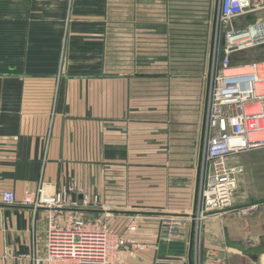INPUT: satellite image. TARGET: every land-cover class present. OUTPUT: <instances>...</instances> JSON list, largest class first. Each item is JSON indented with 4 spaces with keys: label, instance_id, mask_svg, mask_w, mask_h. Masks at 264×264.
Segmentation results:
<instances>
[{
    "label": "crops",
    "instance_id": "crops-1",
    "mask_svg": "<svg viewBox=\"0 0 264 264\" xmlns=\"http://www.w3.org/2000/svg\"><path fill=\"white\" fill-rule=\"evenodd\" d=\"M152 1L0 0V195L9 190L17 199L0 200V264L46 256L47 226L58 214L18 201L39 186L51 194L72 182L81 191L72 194L78 206L99 197L101 206L82 208L83 215L102 213L118 233L135 213L142 218L132 235L148 246L121 248L110 264H192L199 125L174 111L160 117L167 103H160L161 92L150 97L143 74L96 68L117 65L121 46L141 50L135 53L144 63L150 33L161 25L152 16H166L167 0ZM137 55L128 52L126 62ZM243 155L259 161L256 150ZM64 213L59 218L70 214ZM232 225L222 229L239 240ZM215 234L203 231V256L221 249Z\"/></svg>",
    "mask_w": 264,
    "mask_h": 264
},
{
    "label": "built area",
    "instance_id": "built-area-1",
    "mask_svg": "<svg viewBox=\"0 0 264 264\" xmlns=\"http://www.w3.org/2000/svg\"><path fill=\"white\" fill-rule=\"evenodd\" d=\"M263 11L264 0H217L214 32L225 34L229 44L221 59L211 61L205 98V145L199 169L201 176L195 214L192 216V246L197 251L194 264H224L217 250H211L205 258L202 257L199 238L202 220L209 213L224 212L230 206L237 176L243 170L242 165L233 162L234 159L243 153L264 148V60L232 65L229 58V54L238 47L253 46L255 41H259L242 35L247 33L250 26L264 24V19L257 18L247 26V30H240L233 26L234 20ZM78 192H81L80 188L72 182L51 194L39 186L35 191L25 192L19 199L18 202L24 206L43 207L58 214L50 218L47 226L46 256L36 259L35 264L42 261L46 264H110L123 242H128L130 252L146 248L132 235L137 227L134 222L126 227L122 236H116L101 218L87 219L79 215L82 208L75 207L95 205L97 198L84 197L82 206H78L72 197L73 193ZM0 200L3 204L17 202L13 191L9 190L1 193ZM64 212L70 214L59 218ZM169 231L166 232L167 236H171Z\"/></svg>",
    "mask_w": 264,
    "mask_h": 264
},
{
    "label": "rangeland",
    "instance_id": "rangeland-1",
    "mask_svg": "<svg viewBox=\"0 0 264 264\" xmlns=\"http://www.w3.org/2000/svg\"><path fill=\"white\" fill-rule=\"evenodd\" d=\"M155 2L157 0L153 3ZM208 2L211 6L209 10L206 8ZM215 5V0H167L166 16H152L151 22L161 23V25L156 27L157 31L150 33L152 38L149 50L145 49L144 63L142 62V55L135 53L141 50L121 46L118 48L120 62L117 65L113 63L96 65L98 70L101 69L102 72L107 74H143L145 76L143 80L145 87H150V97L153 98L161 92L160 103H167L168 109L166 112L159 113L160 117L169 116L174 111V113H177V116L179 115V118L183 119L184 123L190 122L191 124L195 118L194 121L198 123L200 130L196 133V136H198L197 143H194L192 146L194 151L197 152L199 179L201 176V170L199 169L205 145L203 118L211 61L215 58L221 59L225 55L224 49L229 44L225 34L218 35L214 32V17L210 15L209 11H215ZM212 8L214 9L212 10ZM156 13H158V10ZM257 18L264 19V11L256 15L251 13L238 17L234 20L233 26L240 30H247V26L254 23ZM243 40L244 38L237 39V41ZM234 48L237 49V46H234ZM128 52L130 56L137 55L141 57L140 60L137 59L135 63H127ZM229 58L232 65L264 60V42L244 48L238 47V50H234L229 54ZM256 153L259 155V161L257 162L252 159H246L243 154L234 159L233 162L242 165L243 170L237 176V184L232 193L230 206L224 212H211L202 220L199 236L200 242H202L201 236L205 229H207V232H215L216 234L213 237L214 243H219L221 249L214 250H217L221 254L220 256L223 258L224 264H264V254L250 258L235 249L226 248L222 229L224 226L227 227L228 222L234 224L232 226L236 228V231L238 229V233H240L239 240L246 247L258 243V234L260 232L264 233V228L258 229L260 221L264 223V193H262L264 192V148L256 150ZM258 190L261 192V196H263L259 198L260 200L256 197L259 196ZM94 197L97 198V203L94 206L100 207L101 203L98 196L91 195L90 199ZM255 202H259L260 204H255ZM234 205L242 206L232 209ZM194 210L190 215L193 224V234L194 222L192 216L195 214ZM104 211L103 214L111 212L108 210ZM136 211L141 210L135 209ZM101 214L99 217H87L79 211V215L87 219L100 218ZM108 215L109 217H114L112 214ZM134 217V221L132 220V222L139 226V221L142 219H140V214L135 213ZM102 220L106 222V220ZM245 221L247 222L245 223ZM166 223L170 227L173 225L170 224L169 220ZM107 224L108 227L112 228L116 236H122L126 232L125 228L124 231L118 233L111 224ZM169 233L170 235H174L175 229L170 230ZM136 241L145 244V247L148 246L147 243L138 241L137 239ZM126 246L129 247L128 242H123L117 249V252ZM195 253L197 251L193 247L191 253L192 264H194ZM207 253L205 252V255H202V257L205 258Z\"/></svg>",
    "mask_w": 264,
    "mask_h": 264
},
{
    "label": "water",
    "instance_id": "water-1",
    "mask_svg": "<svg viewBox=\"0 0 264 264\" xmlns=\"http://www.w3.org/2000/svg\"><path fill=\"white\" fill-rule=\"evenodd\" d=\"M224 244L227 248L237 250L243 255L255 258L259 254H264V233L259 235L258 243L246 247L240 240L231 239L226 228L223 229Z\"/></svg>",
    "mask_w": 264,
    "mask_h": 264
},
{
    "label": "bare ground",
    "instance_id": "bare-ground-1",
    "mask_svg": "<svg viewBox=\"0 0 264 264\" xmlns=\"http://www.w3.org/2000/svg\"><path fill=\"white\" fill-rule=\"evenodd\" d=\"M242 37H247L249 39H258L259 41H255V44L263 43L264 42V24H256L249 27L247 33L242 35ZM238 38V37H237ZM234 38V39H237Z\"/></svg>",
    "mask_w": 264,
    "mask_h": 264
},
{
    "label": "trees",
    "instance_id": "trees-1",
    "mask_svg": "<svg viewBox=\"0 0 264 264\" xmlns=\"http://www.w3.org/2000/svg\"><path fill=\"white\" fill-rule=\"evenodd\" d=\"M259 14V13H258ZM254 15H256V14H254ZM231 62V61H230Z\"/></svg>",
    "mask_w": 264,
    "mask_h": 264
}]
</instances>
